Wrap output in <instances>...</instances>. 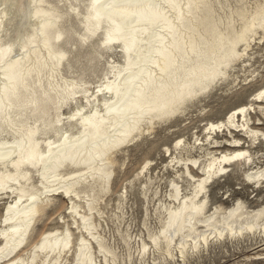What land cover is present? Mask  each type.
<instances>
[{"label":"bare ground","instance_id":"1","mask_svg":"<svg viewBox=\"0 0 264 264\" xmlns=\"http://www.w3.org/2000/svg\"><path fill=\"white\" fill-rule=\"evenodd\" d=\"M217 5L224 7L220 0H88L79 38L86 42L100 34L101 45H116L122 59L107 62L93 86L62 72L71 68L75 46L66 39L74 32L65 25L71 22L66 13L48 0H28V5L0 0V200L9 199L1 208L0 264H102L109 257L116 262L94 220L98 194L110 189L115 154L157 127L156 120L182 113L188 99L227 77L232 63L249 56V38L264 26V3L251 12L240 7L238 29L231 15L218 14ZM70 9L79 16L77 7ZM253 99L222 121L208 123V138L217 143L213 133L231 128L264 138L249 117L250 109L264 108V89ZM239 143L232 139L226 145ZM207 155L197 178L192 174L196 158L170 161L177 180L188 177L192 183L184 193L178 181H170V203L158 207L165 212L161 227L148 239L171 258L183 260L188 249L254 228L264 233V208L248 211L237 200L227 211L208 209V182L226 174L237 159L250 162L249 151L238 147ZM260 176L264 169L254 168L245 177L258 183ZM59 198L68 199L73 225L61 216L64 229L46 230L33 240L46 209ZM140 243L144 256L149 246Z\"/></svg>","mask_w":264,"mask_h":264},{"label":"rangeland","instance_id":"2","mask_svg":"<svg viewBox=\"0 0 264 264\" xmlns=\"http://www.w3.org/2000/svg\"><path fill=\"white\" fill-rule=\"evenodd\" d=\"M220 1L224 7L220 9L218 5L216 6L218 14L223 18L231 15L236 29L242 25L241 19L236 15L240 7L246 5L245 8L251 12L256 6L264 3V0ZM24 2L28 5V0ZM48 2L58 11L66 13L71 22L65 25L74 31L66 35V39L75 46L72 47L73 52L68 58L71 68L63 69V74L96 85L107 70V62L122 60L121 52L116 45L109 48L101 45L100 34L90 37L86 42L79 38L78 35L82 33L79 18L85 12L88 0ZM70 6L77 7L79 16L72 12ZM13 12L12 7L10 13ZM249 44L250 48H247L249 56L232 63L228 68L227 77L208 90L198 93L191 100L188 99L182 113L156 120L153 126L157 127L145 132L143 136L131 141L115 154L116 163L113 166L110 189L108 192L98 194L100 199L96 206L100 211L99 216L95 214L94 220L99 223L98 231L105 238L107 245L114 250L117 258L115 263L109 257V263L102 261V264H264V233L258 228L244 231L237 236L223 237L197 249H188L183 260L175 255L171 258L164 252L163 247L154 249L148 239L150 233H157L161 227V219L164 218L165 212L158 207L160 203H170L171 198L168 196L171 190L170 181L173 179L178 181L179 185L183 186L184 193L190 190L191 179L185 177L177 180L172 167L174 163L170 162L173 158H196L198 164L192 166V174L197 178L201 174L200 166L206 164L210 157L207 155L208 152L218 154L220 151H230L238 147L247 149L252 156L250 162L244 163L242 158L237 159L226 174L218 175L208 182V209L213 211L215 206H220L223 211H227L237 200L241 201L248 211L264 208V177L260 176L258 183L254 181L255 179L252 182L245 177L246 172L251 169H264V138L258 137L259 139L255 140L244 131L231 128L229 131L216 130L213 136L218 142L213 143L208 138L206 130L208 123L222 121L234 109L254 102L255 95L264 89V26L256 29V33L249 38ZM237 48L242 49L243 43H239ZM69 109L64 107L63 111L68 112ZM249 112L251 126L264 132V108L260 111L255 107ZM232 139H239L238 147L226 145ZM178 140L181 141L179 145L176 144ZM186 144L188 150H182ZM193 145L194 147L190 148ZM146 177L150 180L144 187ZM125 190L127 196L119 200L118 196ZM79 195L83 197V193ZM8 200L6 198L0 200V217L1 208ZM56 202L46 209L43 222L39 221V229L33 240H37L39 234L46 230L64 229L65 224L61 222V216L65 219L63 221L68 222H65L68 226L72 224L66 209V206H69L68 199L59 198ZM79 202L81 205L84 204L81 199ZM72 231L76 237V231L73 229ZM126 236H129V241ZM141 240L149 246L144 256L140 253Z\"/></svg>","mask_w":264,"mask_h":264}]
</instances>
